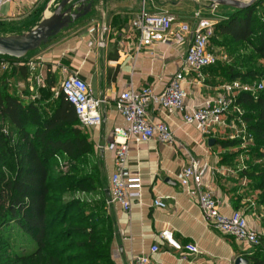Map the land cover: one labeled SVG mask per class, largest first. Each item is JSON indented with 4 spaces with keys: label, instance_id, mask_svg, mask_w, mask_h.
Segmentation results:
<instances>
[{
    "label": "crops",
    "instance_id": "obj_1",
    "mask_svg": "<svg viewBox=\"0 0 264 264\" xmlns=\"http://www.w3.org/2000/svg\"><path fill=\"white\" fill-rule=\"evenodd\" d=\"M160 1L163 5L158 7L150 2L151 8L157 11L149 12L173 13L171 6L181 11H186L189 6L182 0ZM58 2L0 0V35L29 30L42 18L50 16ZM145 3V0H94L89 15L73 21L31 53V57L42 64L45 80L40 88L47 86L46 79L51 76L54 86L50 89L55 91L56 85L67 74L76 73L89 85L94 96L105 100L101 108L104 122L101 126L85 130L107 174V196L113 171V153L107 145L113 140V129L126 126L114 108L113 100L119 92L129 88L151 85L159 92L169 77L183 67V46L156 43L153 47L136 50V34L130 26V19L141 7L146 9ZM193 3L198 6L194 16L197 13L200 16L212 15L213 11L199 9L198 0ZM179 18L195 20L191 16ZM209 19L213 23L217 21L212 17ZM181 72L187 105L203 103L221 91L222 84H215L220 77L211 74L208 67L201 71L200 76L192 71ZM12 78L24 82L29 91L33 90L29 73L24 78L16 71ZM23 91L16 93L23 99L33 98L36 93L28 95ZM147 113L154 120H164L170 125L174 143L165 144L152 139L131 140L128 145L125 171L129 177H139L140 197L132 200L129 212L119 204L106 206L107 213L114 220L111 243L114 264H130L133 254H148L154 243L159 250L152 254L153 264H234L237 256L247 258L250 264L249 256L254 248L217 230L180 184L181 169L189 163L190 157L207 162L212 171L205 178L206 184L214 191L220 212L229 215L233 210H239L246 216L249 227L264 231V204L258 203V191L252 190L248 179L240 174L245 168L247 155L232 150V146L208 145L209 138L225 140L222 134L226 128L220 127L207 136L193 125L185 124L179 113L161 109L155 104L148 106ZM232 115L228 113L225 116V125L233 124L235 116ZM156 197L164 198L165 208L152 204ZM163 229L180 244H196L199 252L181 254L160 238L159 233Z\"/></svg>",
    "mask_w": 264,
    "mask_h": 264
},
{
    "label": "trees",
    "instance_id": "obj_2",
    "mask_svg": "<svg viewBox=\"0 0 264 264\" xmlns=\"http://www.w3.org/2000/svg\"><path fill=\"white\" fill-rule=\"evenodd\" d=\"M219 34L235 43L247 44L264 58V0L234 8L225 19L215 23L210 42ZM0 58L23 59L6 55ZM220 63L208 67L211 74L227 82L240 79L239 72L219 68ZM12 68L14 74L18 71L24 78L28 73L25 65ZM46 85L44 92L49 96L50 87L54 86L51 76L47 77ZM233 105L242 109L240 118L254 141L253 147L245 151V168L240 174L248 179L252 190L258 191V203L264 204V88L256 92L238 91ZM47 106L39 98L26 100L9 92L5 81H0V264H114L111 253L114 220L106 206L100 217L90 213L94 220L86 223L89 232L86 226L62 227L67 220L84 224L86 219L79 199L61 201L69 178L61 175L53 180L51 163L63 156L75 165L91 156L94 146L79 126L72 105L61 93ZM216 143L223 147L235 144L218 139ZM93 174L91 170L75 178L74 187L89 188ZM18 236L33 244L31 252L15 251ZM87 237L85 243L71 240ZM253 248L250 264H264V246ZM71 249L80 254L69 255Z\"/></svg>",
    "mask_w": 264,
    "mask_h": 264
},
{
    "label": "built area",
    "instance_id": "obj_3",
    "mask_svg": "<svg viewBox=\"0 0 264 264\" xmlns=\"http://www.w3.org/2000/svg\"><path fill=\"white\" fill-rule=\"evenodd\" d=\"M13 0H4L11 2ZM195 20L185 21L173 13L149 12L141 7L130 19V26L136 34V50L153 47L156 43H166L184 47L183 67L181 71H192L201 75V71L209 66L227 60L210 47L214 25L209 18L198 13ZM0 64L5 69L10 65L4 58ZM25 65L31 84L44 86L42 64L37 59L26 55L21 61L12 60V66ZM172 74L164 87L156 92L151 85L138 89L129 88L119 92L113 100L114 108L122 116L126 126L113 129V140L108 143V149L113 153V171L109 180V194L106 204H119L129 212L132 200L140 197L139 177H129L125 171L128 145L135 142L155 139L165 144L174 143V135L170 125L164 120H154L147 113L150 104L161 109L176 112L181 115L185 124L193 125L202 134L211 136L219 127L225 125V116L231 108L239 111L233 105L234 91H251V88L239 80L221 85V91L213 98L203 103L187 105V92L182 84V72ZM259 88L263 84H258ZM56 95L62 94L76 114L81 128L101 126L104 122L102 105L105 100L94 96L89 85L76 73L67 74L59 84ZM212 171L207 162L190 157L189 163L182 167L180 184L187 196L199 207L202 215L222 234L229 235L252 247L264 246V231H257L248 226L246 216L239 210H233L229 215L219 210V201L214 191L206 184V176ZM155 207L165 208L164 198L152 200ZM159 236L175 250L198 253L194 243L180 244L173 240L166 229ZM159 250L157 244H152L148 254H133L130 264H153L152 254Z\"/></svg>",
    "mask_w": 264,
    "mask_h": 264
},
{
    "label": "rangeland",
    "instance_id": "obj_4",
    "mask_svg": "<svg viewBox=\"0 0 264 264\" xmlns=\"http://www.w3.org/2000/svg\"><path fill=\"white\" fill-rule=\"evenodd\" d=\"M145 1H146L145 3L146 9L148 11H157L151 8L150 2H153V4H155L156 7L163 5L161 4L162 1L160 0H145ZM243 1H247V0H243ZM182 2H184V4H189L186 11L173 9L170 3H165V4L171 6V11L179 17L191 16L195 18L194 13L195 10L198 8V6L194 5L192 0H182ZM198 4H199V9H203V8L208 9L210 13L213 11L212 15L201 14V16L207 18L209 17L215 18L217 20L216 22H218L220 19H225L226 16L229 15L234 10L233 7L226 5L212 4L210 1H206V0H198ZM89 14L90 12L87 13L86 16ZM210 47L214 51L226 55L227 57V60L225 62L219 64V68L229 67L232 71L239 72V74L241 75L239 77L240 78L239 81L242 82L244 85L250 87L252 92H256L264 88V58L255 54L247 44L235 43L226 36L219 34L218 36L214 37L212 42H210ZM38 48L29 51L27 55L32 56L33 54L31 53L35 52ZM3 59L4 58H0V62ZM9 63L10 65L5 69L0 64V81L2 80L5 81L6 88L9 92H13L16 94L18 93V90H25L23 91V94H28V95L34 94L36 92L33 95V98H39L43 104H48V106L52 105V101L56 96L55 95L56 90L52 91L50 89L51 94L47 96L46 92H44L47 91V88L39 89L40 88L39 86L35 84H31L33 86V90L29 91V89L27 88L24 82L22 81L19 82V80L12 78V75L14 74L12 68V60L9 59ZM223 83H227V81L220 78L218 81H216L215 84L217 86ZM260 83L263 84L262 88L258 87V84ZM23 88H27V89H23ZM37 88L38 90L36 91ZM56 88L58 90L59 84L56 85ZM233 93L235 97L238 91H234ZM241 112L242 109L240 108L239 111H236L235 108H231L229 110V113H232L233 114L232 116H235V120H233V124L230 123L229 125L227 124L222 126L224 129L226 128L224 133L222 134V137L225 140L235 142V144H233L231 147L232 150H237L238 153H242L241 155H245L246 154L245 151L253 147L254 141H253V137L246 133L245 124L240 118ZM84 131L87 132L85 129ZM51 169H52L51 178L53 180L55 178H59V176L61 175L69 178V185L66 187V189H64V192L60 196L61 201L69 202L71 200L79 199L81 203H83L82 214L83 217L86 219L84 224L83 223L80 224L78 222L76 223L77 220L74 221L71 220L72 222H68L67 220L62 227L67 228L73 226V227L85 228L86 226V230L87 232H89L90 230L89 225H86V223L90 222V220H94L93 219L94 217L90 216V213L95 212L96 216L100 217L101 215H103L105 211L104 207L107 206L106 204V199H107L106 190L108 186L107 174L104 172L102 166L100 165L98 153L94 150L91 156L78 160L75 163V165H73L71 161H69L68 159L62 156L60 160L54 159L52 161ZM91 170L95 172V174L92 175L93 176V183H91L92 185H88V187L89 186L90 187L87 188L86 190H82V189H78L77 187H74L75 178L86 174L87 171L91 172ZM77 214L78 213H76V217L81 218L82 215L80 214L77 215ZM71 240H74V242L85 243L89 240V237L80 238V239L76 238ZM32 250H33V244L25 237L18 236V241L15 247V251L17 253H22V252L28 253L31 252ZM68 254L75 256L80 253L77 249H73V250L71 249L69 250Z\"/></svg>",
    "mask_w": 264,
    "mask_h": 264
},
{
    "label": "water",
    "instance_id": "obj_5",
    "mask_svg": "<svg viewBox=\"0 0 264 264\" xmlns=\"http://www.w3.org/2000/svg\"><path fill=\"white\" fill-rule=\"evenodd\" d=\"M94 0H59L50 16L42 18L34 27L20 34L0 35V55L20 59L29 51L35 50L46 43L51 37L70 23L84 16L91 10ZM194 1V0H192ZM212 4L226 5L233 8H245L254 0H206ZM215 143L214 138L208 139V145ZM234 264H249L247 258L237 256Z\"/></svg>",
    "mask_w": 264,
    "mask_h": 264
}]
</instances>
